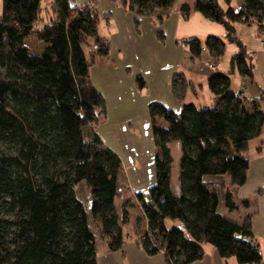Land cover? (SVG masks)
Listing matches in <instances>:
<instances>
[{
    "label": "trees",
    "instance_id": "obj_1",
    "mask_svg": "<svg viewBox=\"0 0 264 264\" xmlns=\"http://www.w3.org/2000/svg\"><path fill=\"white\" fill-rule=\"evenodd\" d=\"M116 1V0H114ZM141 16L155 11L164 14L176 0H118ZM196 0L193 11L224 27V37L234 43L227 73L211 74L208 90L216 100L197 107L184 102L192 83L182 73L172 79V90L182 108L175 112L154 102L148 105L152 140L158 153L154 159L156 179L134 197L146 218L137 237L147 255L163 251L166 264H191L202 258L208 243L222 258L234 257L240 264H260L258 245L253 241L248 215L234 222L218 211L219 196L205 175H228L233 185L246 181L249 166L248 141L264 126L259 100H251L245 88H231L230 75L236 71L254 83L253 63L247 47L236 36V23L264 28V0ZM0 11V264H97L94 233L87 212L76 195L84 181L91 198L90 212L95 228L108 249L123 244L121 227L130 219L125 199L119 212L116 199L121 159L98 137L94 128L105 117V101L92 85L90 69L109 59L110 42L98 31L99 13L92 6L70 5L69 0H1ZM46 11L47 16L42 17ZM187 19L191 8L181 7ZM108 19V16H104ZM162 15L157 23L161 25ZM156 38L165 39L163 29ZM34 38L46 44L39 54L24 42ZM191 59L203 48L218 63L225 54L224 40L207 36L182 42ZM140 89L143 77L136 76ZM245 85V84H244ZM179 142V185L175 194L169 184L172 151ZM245 203V202H244ZM225 204L237 208L226 191ZM246 204V203H245ZM167 219L181 226L167 228Z\"/></svg>",
    "mask_w": 264,
    "mask_h": 264
},
{
    "label": "crops",
    "instance_id": "obj_2",
    "mask_svg": "<svg viewBox=\"0 0 264 264\" xmlns=\"http://www.w3.org/2000/svg\"><path fill=\"white\" fill-rule=\"evenodd\" d=\"M195 1L176 0L172 4V9L166 14L163 10H157L150 17L141 16L139 17V27L136 28L135 14L123 7L118 0H69L71 6L89 5L97 10L100 16L98 31L110 42L109 59L106 62L96 63L90 69L92 85L104 98L106 109L105 117L100 119L94 131L102 142L117 153L121 159L122 167L117 179L119 191L117 196L120 197L118 205L116 199L118 211H121L120 206L125 199L131 200L127 207L130 212V220L121 227V231H123L122 246L116 251L109 250L105 238L100 234L102 241L105 242V248L101 255L96 253L97 264H166L163 251L155 255H147L136 241L139 232L146 227V218L134 194L141 192L147 200L149 198L147 190L156 179L154 159L158 149L152 140L148 105L157 102L175 112L181 110L182 101L178 100L173 93L171 83V79L176 73H182L185 79L192 83L185 93L184 102H186L188 93L197 95L198 89H203L205 84L198 83L196 85L192 80L187 79L185 72L178 71L182 62L186 65L189 62L192 64L197 61V58L191 59L189 49L182 43L185 39L195 37L204 45L207 36L220 37L224 40L225 53H230L229 61L231 54L237 51L234 43L225 39L223 26L193 11ZM238 2L239 0L231 1L235 10L239 8ZM183 3L191 8L187 19L181 16L180 10ZM218 3L224 9L226 8L224 2L221 3L218 0ZM42 4H44L43 0ZM105 15L108 16V19L104 18ZM161 15L163 20L159 25L157 18ZM42 17L45 18L46 15H42ZM251 25L256 24L252 23ZM235 28L236 36H238L236 25ZM158 29L164 31L165 40L162 42L155 35ZM258 31L257 28V33ZM239 39L247 47L245 39L242 36ZM257 39L259 45L264 46V42H260L258 35ZM205 50L203 48L202 53ZM247 53L252 58L248 47ZM208 57L209 53H207ZM252 60L251 63H253ZM227 68H229V62ZM262 68L263 72L258 75L255 73L253 64V84L249 80L241 79L236 71L231 73L230 80L231 77L236 76L243 88L246 89L249 99H258L260 90H264L262 84L264 82L262 81L264 80L262 79L264 55ZM137 75L144 79L145 86L142 89L136 84ZM248 89H251L253 94ZM209 98L211 101L216 100L214 95ZM259 102L264 113V98ZM171 144L172 142L169 145L171 146ZM247 147L249 166L244 184L233 185L230 177L225 174L221 177L209 178L210 181H204L214 185L217 193V184L219 181L222 182L223 202H221L220 193H218V211L221 215L236 223L242 222L248 215L251 217L253 241L260 248L262 258L260 264H264V126L259 136L248 141ZM127 189L132 191L131 195H126ZM226 191L231 192L234 203H237V208L233 211H230L225 204ZM203 249L202 258L194 260L191 264H240L234 257L222 258L218 250L208 243L203 245Z\"/></svg>",
    "mask_w": 264,
    "mask_h": 264
},
{
    "label": "rangeland",
    "instance_id": "obj_3",
    "mask_svg": "<svg viewBox=\"0 0 264 264\" xmlns=\"http://www.w3.org/2000/svg\"><path fill=\"white\" fill-rule=\"evenodd\" d=\"M49 0H43L44 4V8L46 7V5L48 4ZM221 3L223 2L222 0H219ZM1 5L2 2L0 0V11H1ZM46 11H44L42 14L43 16L46 15L47 13H45ZM237 29H238V36H242L243 39H245V41L247 42V47H248V51L251 52L252 54V62L254 64V69H255V73H257L258 75H260L261 72H263V68H262V59H263V55H264V46H260L259 45V41L257 39V27L256 25H245L243 23H236L235 24ZM191 38H195V37H191ZM24 45L27 47L28 50H30L33 53L39 54L40 51H42V49L44 48V46L46 44H44L43 42H37L34 38H28L25 40ZM206 52V53H205ZM207 51L205 50L201 56L199 58H197V61L192 63L189 62L188 64L185 65V63H181L180 64V68L178 71H183L185 72V75L187 76V79L192 80L193 83H195L196 85L198 83H203L205 84L203 89H198L197 91V95H194L192 93H188L186 102H193L194 105H196L197 107L199 106H210L212 105V103L214 101H211L209 96L213 95V93H211L207 87H206V79L208 78V76H210L213 73L216 72H223L226 73L227 72V67H228V56L230 55L229 52H226L219 60L218 63H213L211 61V59H209V57L207 58ZM255 55V56H254ZM184 60V59H182ZM187 63V62H186ZM191 64V66H190ZM218 64V65H217ZM217 65V66H216ZM264 79V75L263 78ZM231 88L234 90H239L243 88V85H241L239 79L236 76L231 77ZM264 81V80H262ZM264 86V82L262 83ZM249 91H251V89H248ZM251 94H253V91H251ZM253 96V95H252ZM1 145V142H0ZM170 146V145H169ZM170 150L172 151V164H171V170H170V179H169V184L171 186V190L175 193V194H179L180 193V185H179V156H180V144L179 142H172L171 146H170ZM223 175H205L204 176V180L205 181H210L209 178H213V177H221ZM217 190L218 193H220V197H221V202H223V198H224V193H222V182L219 181V183L217 184ZM76 188V195L78 197V199H81L84 208L87 212V221H88V225L89 228L91 230V232L94 233V243H95V249H96V253L100 254L102 253V251L105 248V242L102 241L101 237H100V233L96 230L95 228V223L94 221H92L91 218V212H90V196H89V191L88 188L86 187V184L84 181L79 182V184L75 187ZM132 191L130 189H127L126 191V195H131ZM120 201V197L117 196V205ZM175 224V226H181L180 222L178 220H172V219H167L166 221V226L167 228H170V226H173Z\"/></svg>",
    "mask_w": 264,
    "mask_h": 264
},
{
    "label": "built area",
    "instance_id": "obj_4",
    "mask_svg": "<svg viewBox=\"0 0 264 264\" xmlns=\"http://www.w3.org/2000/svg\"><path fill=\"white\" fill-rule=\"evenodd\" d=\"M257 35L259 36L260 42H264V28L262 30H259Z\"/></svg>",
    "mask_w": 264,
    "mask_h": 264
}]
</instances>
